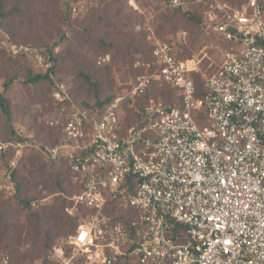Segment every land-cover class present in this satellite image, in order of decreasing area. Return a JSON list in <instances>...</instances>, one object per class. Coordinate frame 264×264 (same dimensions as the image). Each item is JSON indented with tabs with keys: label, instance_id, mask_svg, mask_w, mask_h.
<instances>
[{
	"label": "built area",
	"instance_id": "2783aa9c",
	"mask_svg": "<svg viewBox=\"0 0 264 264\" xmlns=\"http://www.w3.org/2000/svg\"><path fill=\"white\" fill-rule=\"evenodd\" d=\"M208 3V27L229 44L211 75L154 31L151 59L137 64L144 72L101 114L51 74L49 125L63 138L44 152L67 160L80 185L70 212L78 226L55 248L57 264H264V4L165 0L164 10ZM9 47L52 66L46 51ZM167 86L172 104L151 96L137 107ZM125 102L135 106L130 124Z\"/></svg>",
	"mask_w": 264,
	"mask_h": 264
},
{
	"label": "rangeland",
	"instance_id": "374dc122",
	"mask_svg": "<svg viewBox=\"0 0 264 264\" xmlns=\"http://www.w3.org/2000/svg\"><path fill=\"white\" fill-rule=\"evenodd\" d=\"M216 1L239 8L246 0ZM164 2L7 0L10 17L0 24V92H5L10 110V115L0 110V264H57L54 250L67 242L79 218L70 213L79 190L76 174L68 162L50 160L44 152V146L62 136L49 125L56 114L50 80L27 82L46 67L34 54H14L9 45L14 41L50 51L55 77L89 103L119 97L130 88L141 71L138 62L149 57L153 31L182 58L201 59L203 72L213 74L229 47L208 27L215 4L192 5L190 11L199 18L194 22L182 12L164 10ZM183 32L186 43L178 41ZM104 54L110 61L100 64ZM154 92L166 104L173 103L171 89ZM132 105L125 102L124 109L131 112ZM59 206L65 218L60 221L53 217Z\"/></svg>",
	"mask_w": 264,
	"mask_h": 264
},
{
	"label": "trees",
	"instance_id": "16d2710c",
	"mask_svg": "<svg viewBox=\"0 0 264 264\" xmlns=\"http://www.w3.org/2000/svg\"><path fill=\"white\" fill-rule=\"evenodd\" d=\"M246 2V1H245ZM244 2V3H245ZM263 2H264V0H263ZM244 3H242V4H244ZM6 5H7V0H0V24H1V22L2 21H4L6 18H8V17H10V12L8 13V12H6L5 11V9H6ZM197 6H200V5H197ZM191 7V6H190ZM188 8V9H183V8H178V9H176V10H174L173 12L174 13H180V12H182L183 14H186V15H188V18L189 19H191V20H193L194 22H199V18L196 16V14L194 13V11L192 10V11H190V9L191 8ZM233 7V6H232ZM234 8V7H233ZM240 8V7H239ZM239 8H235V9H239ZM169 11H171V10H169ZM176 14H172L171 16L174 18L175 16H176ZM170 20H174V19H170ZM169 20V21H170ZM159 37V36H158ZM160 38V37H159ZM160 39H162L163 40V38H160ZM166 41V40H165ZM13 44H17V43H15L14 41L12 42ZM19 45V44H18ZM150 50H149V57H147L145 60H149V59H151V54H152V47H151V45H150V48H149ZM40 51H46L44 48H42V50H40ZM47 53L51 56V58H52V66L49 68V69H46V72L45 73H39V74H36V75H32L31 74V76L27 79V82L28 83H39L40 81H42V80H45V79H49L50 80V83H51V86H52V91H53V82H52V80H51V74L52 75H54L55 74V64H54V59H53V57H52V55H51V53H50V51L48 52L47 51ZM20 54V53H19ZM21 54H25V53H21ZM107 54H104V55H102V56H100V58L98 59V61H100L103 57H105ZM179 55V54H178ZM180 56V55H179ZM181 57V56H180ZM182 58V57H181ZM183 59H185V58H183ZM140 73L137 75V76H139V75H141L143 72H144V70L142 69V68H140ZM55 76V75H54ZM137 76H136V78H137ZM195 81H196V85H197V88H198V90H199V93L201 94V93H203V83H202V80L200 79V77H197L196 76V79H195ZM8 84H6L5 85V89H7L8 88ZM165 88V87H164ZM167 89H169L170 90V87H168L167 86ZM171 93H170V95H171V98L172 97H174V92H173V90L171 89ZM70 94H71V97L73 98V100H75V102H77V104L78 105H80L81 107H83L84 109H87V110H89L90 112H92V113H99V114H101L102 112H104V110L106 109V108H108L113 102H114V100L115 99H117L118 97H116V98H108V99H106V100H100V99H97V101L95 102V103H89V102H83V101H80L78 98H76L74 95H73V93H72V91H71V88H70ZM151 96H156V97H160L161 99H162V97L161 96H157V95H155V92L153 91V92H150V93H148L146 96H144V97H142L141 98V101L140 102H138L137 103V107H141ZM53 97V96H52ZM172 99H174V98H172ZM163 100V99H162ZM164 101V100H163ZM53 102H54V99H53ZM165 102V101H164ZM0 110H2V111H5L6 113H8L9 115H10V110H9V105H8V100H7V98L5 97V92H0ZM133 112V113H132ZM131 113H132V115H131ZM133 114H135V112L134 111H131V112H128V118L126 119V121H125V123L126 124H130V123H132V121L134 120V118L132 117L133 116ZM50 128H52V130L54 129V130H56V131H59L60 133H61V139L63 138V132H62V130L61 129H59V128H54V127H51L50 126ZM61 139L57 142V143H55V144H47V145H49V146H56V145H58L59 144V142L61 141ZM62 161H66L67 162V160H64V159H61ZM53 161H60V160H53ZM76 178H77V174H76ZM77 180H78V178H77ZM78 184H79V182H78ZM22 185L21 184H17V190H20L22 187H21ZM79 190H80V185H79ZM79 190H78V192H79ZM77 192V193H78ZM26 202V204L27 205H30V203L29 202H27V201H25ZM54 215H53V217H54V219H57V220H64L65 218L64 217H62V215H61V213H63V208L61 207V206H59L58 208H56V207H54ZM67 218L68 219H70L71 221L72 220H74L71 216H67ZM77 218V217H76ZM78 222H79V218H78V221H77V224H76V227H75V229H74V232H73V234L76 232V229H77V226H78ZM70 233V232H69ZM68 233V234H69ZM73 234H71V235H73ZM70 235V236H71ZM69 236V237H70ZM121 263V262H120ZM119 264V263H118Z\"/></svg>",
	"mask_w": 264,
	"mask_h": 264
}]
</instances>
